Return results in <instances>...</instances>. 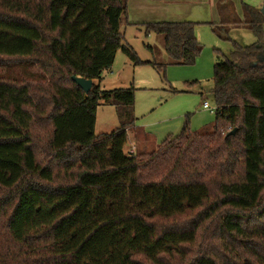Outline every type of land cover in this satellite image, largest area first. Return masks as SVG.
Here are the masks:
<instances>
[{"label":"trees","instance_id":"obj_1","mask_svg":"<svg viewBox=\"0 0 264 264\" xmlns=\"http://www.w3.org/2000/svg\"><path fill=\"white\" fill-rule=\"evenodd\" d=\"M127 7L128 0H0V59L13 61H0V191L12 208L7 220L0 217V264H161L162 255L194 242L198 229H158L156 220L210 202L209 186L218 190L209 207L219 206L226 256L205 253L192 264H264L263 13L243 3L241 18L232 2L218 4L221 20L209 23L232 47L214 67L216 122L196 132L185 127L141 158L125 150L137 120L136 88L96 82L120 50L142 63L122 32ZM198 24L141 25L147 35H164L174 63L189 65L202 50ZM243 25L254 43L229 34ZM73 75L93 79L91 91ZM101 104L116 107L120 126L97 135ZM37 116L49 127L42 149ZM173 159L180 175L155 167L153 179L141 177L143 167ZM34 197L46 202L49 219L28 228L23 220L39 206Z\"/></svg>","mask_w":264,"mask_h":264},{"label":"rangeland","instance_id":"obj_2","mask_svg":"<svg viewBox=\"0 0 264 264\" xmlns=\"http://www.w3.org/2000/svg\"><path fill=\"white\" fill-rule=\"evenodd\" d=\"M263 1L235 0L240 13L243 11V3L258 7L259 3L262 5ZM188 20L199 22L195 31L202 50L194 64L174 63L165 49L164 35L153 32L147 35L144 27L135 26L128 28L124 37L134 47L142 63L135 65L120 50L115 65L106 70L102 74V78L96 81L102 89L128 88L132 85L136 88L134 109L137 120L128 130L129 140L125 147L127 153L132 143L135 142L137 147L135 153H139L141 158H147L148 155L159 150V144H162L167 138L178 136L185 127L196 132L210 127L216 122V112L204 109L203 102L208 101L211 106H216L212 93L214 67L219 57L224 59V55L229 53L232 44L219 38L213 31L209 22H215L217 15L208 20ZM245 27L244 25L238 28L231 27L229 34L243 44H252L256 41V37ZM1 60L6 63L12 59ZM39 118L40 116H37L34 122V133L42 149L49 127L44 125ZM119 126L120 119L116 107L105 104L99 105L96 114V134L112 132ZM133 133H136L134 142L131 137ZM211 149L214 150L213 147ZM215 158L213 156L211 159L215 161ZM50 165L58 169V163L54 159L51 160ZM155 167L171 177L181 174L180 167L176 166L173 159L156 161L143 167L141 177L145 180L153 179L154 177L150 176V171ZM56 169L54 170L57 171ZM55 173L57 174V172ZM183 174L186 175L188 172ZM210 177L212 178L213 175ZM66 180L68 181L69 178ZM60 182L61 180L58 178L53 185ZM209 187L213 202L218 196L217 186ZM7 197L8 192L0 191V217L3 222L7 220L12 210L10 206L4 205V200ZM35 200L39 202V206L33 210L28 218L23 220V224L28 228L49 219L48 214L44 211L46 202L38 198ZM211 201L172 218L156 220L158 229H188L193 227L198 229L194 242L184 244L180 253L162 255L161 264H192L196 257L205 253L213 257L225 258L223 241L220 239L221 232L218 228L220 210H218V205L213 204V209H211L209 207ZM5 210H7V215L3 213ZM247 214L249 215L250 212ZM256 242L252 241V245L255 246ZM237 245L242 246L243 243L239 241ZM147 264L152 263L148 261Z\"/></svg>","mask_w":264,"mask_h":264},{"label":"crops","instance_id":"obj_3","mask_svg":"<svg viewBox=\"0 0 264 264\" xmlns=\"http://www.w3.org/2000/svg\"><path fill=\"white\" fill-rule=\"evenodd\" d=\"M221 1L232 2L236 13L241 18L243 17V11L242 13L239 12L235 0H128L127 20L122 26V32L126 36L128 28L135 26L144 27L141 24L148 22L185 21L188 19L208 20L214 15H217L215 23H219L221 17L218 11V4ZM182 2L183 4H181ZM259 4L258 7L261 8L263 2L262 5L261 3ZM118 54L119 52L116 55L115 61ZM115 61L113 66L115 65ZM131 137L134 142L136 133H133ZM133 146L137 149L135 142L132 143L130 148Z\"/></svg>","mask_w":264,"mask_h":264},{"label":"water","instance_id":"obj_4","mask_svg":"<svg viewBox=\"0 0 264 264\" xmlns=\"http://www.w3.org/2000/svg\"><path fill=\"white\" fill-rule=\"evenodd\" d=\"M261 12L264 15V1L263 5L260 8ZM256 64V63H255ZM72 79L86 92L89 93L93 87L94 81L93 79L84 78L80 76L73 75ZM236 130H233L231 133H235Z\"/></svg>","mask_w":264,"mask_h":264},{"label":"built area","instance_id":"obj_5","mask_svg":"<svg viewBox=\"0 0 264 264\" xmlns=\"http://www.w3.org/2000/svg\"><path fill=\"white\" fill-rule=\"evenodd\" d=\"M203 108H204V109H207V110H210L211 112H216V111H217V106H211V105L209 104L208 101H204V102H203ZM135 152H136V148H135V146L131 147V148L128 150V154H132V155H134Z\"/></svg>","mask_w":264,"mask_h":264}]
</instances>
